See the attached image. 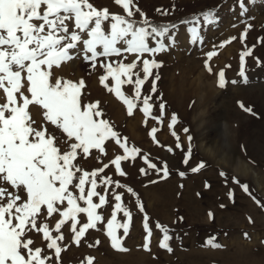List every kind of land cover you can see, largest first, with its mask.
I'll list each match as a JSON object with an SVG mask.
<instances>
[{"label":"rangeland","instance_id":"obj_1","mask_svg":"<svg viewBox=\"0 0 264 264\" xmlns=\"http://www.w3.org/2000/svg\"><path fill=\"white\" fill-rule=\"evenodd\" d=\"M90 2L98 9L125 15L114 0ZM134 3L145 14L142 17L136 12L133 19L137 21L146 18L163 22L208 7L215 19L208 24L201 15L203 12L198 13L188 21L170 25L165 36L149 38L150 46H156L160 40L168 47L163 52L143 54L141 59H155L161 66L153 68L152 76L141 86L140 99L135 101L131 115L123 101L108 90L114 86V80L109 77L105 82L108 87L101 84L100 77L105 71L100 60L131 63L137 54L99 58L95 68L81 54L53 67L55 77L74 82L83 79V102L99 101L102 118L118 133L120 143L139 152L120 162L124 175L111 163L115 156L124 155L115 138L105 141L103 153L93 149L88 156H78L75 162L89 173L103 168L96 177V191L107 200L97 210L104 220L96 228L88 229L76 244L70 220L58 232L55 226L63 217L59 213L42 216L40 222L48 225L53 237L61 232L64 235V240L57 241L62 248L60 257L57 259L55 250L47 248L49 241L44 239L43 232L29 233L33 241L30 247H40L42 255L50 257L46 264H88L87 258H92L91 264H264V0H134ZM194 26L202 37L195 42L189 31ZM104 27L109 30L107 22ZM242 33H245L243 40ZM248 49L252 54L245 57V81L240 76V55ZM209 51L218 54L208 59ZM206 60L212 72L205 67ZM137 64L133 71L143 78L142 62ZM221 69L226 81L223 88L218 85ZM153 80L155 92L151 90ZM121 90L128 97L135 95L134 84H122ZM145 96L151 97L150 116L140 110ZM30 113L35 126L44 124L37 106H30ZM173 114L176 123L169 128ZM46 127L61 137L55 126ZM152 128L157 129L155 139L150 135ZM189 146L191 154L188 163H184ZM200 162L205 166L191 171ZM165 165L167 176L162 170ZM221 172L225 175L221 176ZM105 177L118 181L121 187L103 183ZM241 185H247L248 191ZM128 188L133 191L128 192ZM114 193L121 194V203L131 213L128 234L124 235L122 228L117 229L127 251L113 248L106 235L107 220L117 203ZM93 200L99 202L98 197ZM79 203L86 206L83 201ZM139 205L143 206V212ZM145 215L152 233L147 250L143 247L147 234L143 227ZM77 220L78 231L87 222L86 214H78ZM117 221L127 222L122 211L117 212ZM157 223L167 227L171 251L160 247L163 233ZM210 240L221 246L213 247Z\"/></svg>","mask_w":264,"mask_h":264},{"label":"snow or ice","instance_id":"obj_2","mask_svg":"<svg viewBox=\"0 0 264 264\" xmlns=\"http://www.w3.org/2000/svg\"><path fill=\"white\" fill-rule=\"evenodd\" d=\"M114 2L122 6L125 15L111 13L107 8L98 9L90 0H0V92L3 93L0 100L4 101L0 103V264H46L50 260V257L42 255L40 247H30L33 241L29 238V233L33 230L43 232L44 239L49 241L47 248L54 249L55 256L59 259L62 248L57 241L64 240V235L61 232L53 237L48 225L40 222L42 216L59 213L63 218L56 223L58 232L70 220V230L74 233L73 242L76 244L80 243L88 229L96 228L97 223L104 220L97 210L107 200L105 195L96 191V177L103 168L89 173L75 162L78 156H88L93 149L103 153L105 141L115 138L124 149V155L115 156L111 163L120 175H124L120 162L139 152L137 148L130 149L120 143L118 133L113 130L109 121L102 118L103 111L99 107V101L83 102V79L74 82L55 77L52 71L53 67H60L81 54L86 61L92 62L93 68L99 58L122 56L125 53L137 54L131 63L100 60V66L105 71L100 77L101 84L108 87L105 82L111 77L114 86L108 87V90L114 92L127 106L128 113L132 114L135 101L140 99L141 86L152 76V69L161 66L155 59H141L143 54L163 52L168 47L160 40H157L156 46H150L149 38L165 36L169 26L153 25L146 18L142 21L133 19L135 13L140 12L134 0ZM140 15L144 17L145 14L140 12ZM201 15L208 24L215 19L212 10ZM106 22L109 30L104 27ZM189 31L193 42L202 39L197 27L194 26ZM244 35L245 33L241 34L242 40ZM229 42L230 40L222 42L220 47ZM217 54L209 51L206 56L211 59ZM251 54V49H248L240 55V76L245 81V57ZM137 61L142 62L143 78L139 72L133 71L138 67ZM205 67L212 72L208 60L205 61ZM156 79L159 77L156 76ZM225 83V73L221 69L218 73V85L223 88ZM122 84L135 85L134 97H128L122 92ZM151 90H156L155 80ZM150 99L151 97L145 96L142 100L140 110L145 116L152 113ZM30 106H37L41 110L44 124L39 127L35 126ZM240 106L244 107L243 104ZM159 107L163 112L164 104L161 103ZM176 119L173 114L169 128L176 123ZM48 124L55 126L62 134L61 137L49 132L46 127ZM156 131V128L150 131L153 139ZM184 131L188 132V129L185 128ZM188 139L191 141L192 137L189 136ZM190 154L189 146L184 163H188ZM149 166L156 168L155 164ZM204 166L200 162L191 171L197 172ZM162 170L167 176L166 165ZM180 175L183 176L184 173L181 172ZM220 175L224 176L225 173L221 172ZM102 182L115 183L117 187H121L118 181L113 182L110 177L103 178ZM86 184L90 185L87 190ZM241 187L245 192L248 191L247 185ZM127 191L133 190L128 188ZM229 195L231 196V192ZM94 197L99 198L98 203L94 202ZM114 198L117 203L107 220L106 235L113 248L127 251L122 247V237L117 235V229L122 228L124 235L128 234L131 213L121 203V194L114 193ZM81 201L86 206H81ZM139 208L141 212L144 211L142 205ZM118 211L123 212L127 222L117 221ZM78 214H86L87 222L77 231ZM209 217H212V213H209ZM143 227L147 233L143 247L147 250L152 233L146 215ZM156 227L163 233L160 247L171 251L168 244L171 237L167 227L159 223ZM210 244L213 247L221 246L212 240ZM91 260L92 258H87L88 264H91Z\"/></svg>","mask_w":264,"mask_h":264},{"label":"trees","instance_id":"obj_3","mask_svg":"<svg viewBox=\"0 0 264 264\" xmlns=\"http://www.w3.org/2000/svg\"><path fill=\"white\" fill-rule=\"evenodd\" d=\"M210 8H199L189 14H185L183 16H180V17H176V18H173L171 20H168V21H156V20H149L153 25H156V26H160V25H167V26H170V25H173V24H176L178 22H183V21H188L189 19L193 18L195 15H197L198 13H202L206 10H209ZM138 26H142V25H138Z\"/></svg>","mask_w":264,"mask_h":264}]
</instances>
